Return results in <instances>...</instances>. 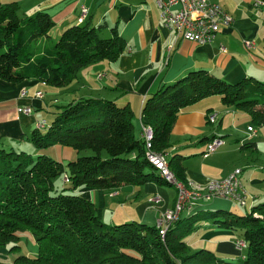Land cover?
<instances>
[{
	"label": "trees",
	"instance_id": "trees-1",
	"mask_svg": "<svg viewBox=\"0 0 264 264\" xmlns=\"http://www.w3.org/2000/svg\"><path fill=\"white\" fill-rule=\"evenodd\" d=\"M259 1L264 5V0ZM17 10L15 3L0 4L3 82L36 80L65 89L81 69L100 61L113 62L125 51L115 28L109 37L101 38L96 29L83 24L66 28L40 53L35 44L52 27L50 17L43 11L20 17ZM212 96L248 117L253 128L264 129V81L248 78L230 84L205 72H192L143 101L140 122L153 131L152 150L166 154L180 110ZM48 113V124L42 122L41 128L25 136L34 153L0 148V249L11 244L9 252L17 250L16 233L24 231H29L37 246L36 256L19 255L12 264H223L209 250L189 251L183 239L198 221L194 216L179 217L162 240L154 226L136 221L104 223L93 203L79 194V188L166 184L147 161L148 152L142 137H136L134 114L128 106L81 97ZM53 146L69 148L76 157L65 164L54 160L44 153ZM86 151L91 154L80 155ZM168 167L183 183L184 168L175 155L168 159ZM216 214L207 217L215 219ZM222 215L215 224L245 242L241 264H264V202L245 214Z\"/></svg>",
	"mask_w": 264,
	"mask_h": 264
},
{
	"label": "crops",
	"instance_id": "crops-1",
	"mask_svg": "<svg viewBox=\"0 0 264 264\" xmlns=\"http://www.w3.org/2000/svg\"><path fill=\"white\" fill-rule=\"evenodd\" d=\"M208 1L220 5L231 16L232 23L222 28L212 43L196 45L163 27L157 0H0V4L15 3L20 17L39 11L48 14L53 25L46 36L36 41L40 53L74 25L86 24L96 29L102 38L109 37L110 30L115 28L125 43V51L115 61H100L81 69L75 81L65 89L50 88L36 80L17 84L0 80V148L18 151L23 145L28 146L25 136L37 128L35 124L50 120L44 113L50 115L48 112L54 106L81 97L107 99L119 106H128L134 114L136 137L140 138L143 101L189 73L205 72L230 84L248 78L264 81V5L255 7V0ZM82 6L88 9V14L78 24ZM171 9L176 11L177 6ZM244 42H250L252 47L247 49ZM21 91L23 97L19 96ZM34 92H40L42 98L32 99ZM23 107H30L31 113L16 112ZM210 113L217 115L213 124L206 118ZM223 127L225 134L218 132ZM249 128L253 129V135ZM230 133L241 149L256 151L264 141V129L253 128L244 114L222 105L217 96L205 98L178 113L165 159L168 162L175 155L179 166L184 168L183 183H192L198 189L239 168L243 187L251 191L246 193L250 211L255 202H264V167L254 164L235 167L234 146H226L224 141L214 153L203 157L212 137L222 139ZM58 152L61 157L54 160L64 164L76 157L69 148L62 147ZM30 153H34L32 147ZM165 183L122 185L113 190L79 188L78 192L93 203L96 215L106 224L136 221L155 227L157 219L164 211L173 209L176 202L175 188ZM234 205L236 203L223 199H201L190 213L180 214L181 219L190 216L198 219L191 233L183 239L190 252L206 249L223 264H241L244 252L234 247L236 234L215 224V219L223 213L233 212ZM208 213H217L218 217L208 218ZM0 264L4 263L0 261Z\"/></svg>",
	"mask_w": 264,
	"mask_h": 264
},
{
	"label": "built area",
	"instance_id": "built-area-1",
	"mask_svg": "<svg viewBox=\"0 0 264 264\" xmlns=\"http://www.w3.org/2000/svg\"><path fill=\"white\" fill-rule=\"evenodd\" d=\"M253 5L259 7L263 3L255 0ZM157 6L160 10L159 18L163 27L169 31H174L178 37L196 45L212 43L215 39L212 37V30H221L232 23L231 16L220 5L210 3L208 0H157ZM174 6H177L176 11H172L171 9ZM87 14L88 9L82 6L77 22H83ZM244 45L247 49L252 47L250 42H244ZM220 50L224 51L223 48ZM19 96L23 97L24 92L21 91ZM31 98L39 100L42 98V94L40 92H34ZM16 112L22 115H29L31 109L30 107L17 108ZM216 117L217 115L215 113L206 115L207 121L211 124L215 123ZM35 125H43V123L38 122ZM140 126L141 136L145 140L146 128L141 122ZM223 144V141L219 138H215L213 143H207L205 146V156L203 157L205 158L214 153ZM150 156L152 155L150 154ZM152 157L160 164V172L166 177V171L162 170L161 167L162 156ZM240 173L241 170H237L222 179L207 182L204 193L194 192V184H191L190 193H182L179 191V212L171 213V209H168L157 219L161 224L162 230L164 231L166 226L173 224L183 211L190 213L201 199L217 198L232 201L241 207L245 206L247 195L239 180ZM234 247L237 251L242 252L246 245L244 241L235 240ZM241 258L243 259V257Z\"/></svg>",
	"mask_w": 264,
	"mask_h": 264
},
{
	"label": "rangeland",
	"instance_id": "rangeland-1",
	"mask_svg": "<svg viewBox=\"0 0 264 264\" xmlns=\"http://www.w3.org/2000/svg\"><path fill=\"white\" fill-rule=\"evenodd\" d=\"M99 37L102 38V35H99ZM52 44H53V42L50 44V46ZM43 115L45 116V118H49V117L51 118V115H47L45 113ZM224 122H226V119L224 120ZM44 124H48V122L46 121V122H44ZM224 128L225 127H223L222 129L218 130V132H220L222 134H225V133H223L224 132L223 131ZM255 130H257V129H255ZM41 131H44V129H41ZM252 131H253V129L249 128V132L252 133ZM228 135H230V136H224L221 140L225 142L226 146H229V145L234 146L233 151H234V153H236L234 155L235 167L236 166L243 167L246 164H254V165H257L259 167H264V141H263V143H261L258 146L256 151L255 150L252 151L250 148L249 149H241V148H239V145L237 143H235L234 140H233L234 136L231 133L228 134ZM251 135H253V133ZM199 146L202 147L203 145L200 144ZM30 148H31L30 145H28V146H24L23 145L20 148V150H23L25 152H30ZM61 148L62 147H60V146H56L54 148L53 147L52 148H47V149L44 150V153L48 157H50L52 159H57L58 158L57 156L61 157L60 152H58L59 149H61ZM86 153L87 154H91L90 151H86V152H82L80 155H85ZM235 169H239V168H235ZM62 177H60L59 179L56 180V184L58 186L62 185ZM239 180H240V183L242 185L241 176H239ZM242 187H243V185H242ZM244 190H245V192L247 194L248 193L250 194V192H251V191H249V189L247 187H246V189L244 188ZM255 203H258V202H255ZM249 204H250L249 200L247 201V205L244 208L239 206L238 204H236V205H234L233 212H236L237 214L247 213L249 211ZM16 237H17L16 245L18 246L17 250L9 252V247H10L11 244H7L3 248L0 249V261L2 263H4V264H8V262L10 260L13 262L14 256H17V255L26 254L27 256H30V257L36 256L37 246L35 244L34 237L29 233V231L18 232V233H16ZM193 252H195V251L191 250V253H193ZM241 257H243V255H241Z\"/></svg>",
	"mask_w": 264,
	"mask_h": 264
},
{
	"label": "bare ground",
	"instance_id": "bare-ground-1",
	"mask_svg": "<svg viewBox=\"0 0 264 264\" xmlns=\"http://www.w3.org/2000/svg\"><path fill=\"white\" fill-rule=\"evenodd\" d=\"M77 23L81 24L82 22H77ZM219 32H220V30H212V37L215 38L216 35ZM143 126L146 128V139L144 140L142 138V140L144 141V144H145L144 147H145L147 152H148V149H149L148 156H147V161L165 182H167L169 185H171V186H173L175 188V190H176V202H175L174 208L171 209V213H178L179 212V205H180L179 191H181L182 193H190L191 192V184L192 183H182V182L177 180V178L174 176V174L170 171V169L168 167V162H167V159H165V155L161 154V153H158V152H154L152 150V145H151L152 141L151 140H152L153 131L151 130V127L147 126V125H143ZM37 127L41 128L42 125H37ZM213 142H214V139L211 142H208V143H213ZM149 153L152 156H162L161 167H162V170L166 171V177L164 176V174L162 172H160V164L152 156H150ZM237 170H239V169H236V170H234L232 172H236ZM168 178H170L171 180L168 179ZM66 181H67V179L64 178V182H66ZM194 192L204 193L205 192V188L204 189H198V188L194 187ZM178 219H179V217H177L175 221H177ZM155 227L158 230V233H159L161 239L163 240L164 236L166 234V231L169 228V226H166L164 228V231H163L162 228H161V224L158 221H156ZM237 240L238 241H242V240H239V239H237Z\"/></svg>",
	"mask_w": 264,
	"mask_h": 264
}]
</instances>
